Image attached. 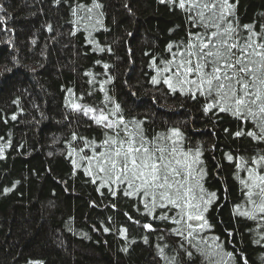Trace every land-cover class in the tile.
<instances>
[{
	"label": "trees",
	"instance_id": "trees-1",
	"mask_svg": "<svg viewBox=\"0 0 264 264\" xmlns=\"http://www.w3.org/2000/svg\"><path fill=\"white\" fill-rule=\"evenodd\" d=\"M99 2L103 16L88 20L73 9L92 0H0V264H169L178 253L181 264H264V214L242 183L264 142L234 135L255 130L254 122L205 113L203 97L151 83L153 58L169 59L167 45L192 30L183 11L160 0ZM231 2L239 25L264 31V0ZM73 103L119 104L153 134L180 128L184 146L201 152L200 183L216 194L204 213L206 239L196 241L214 257L175 235L171 220L156 218L166 210L149 215L140 196L111 186L113 196L103 181L92 182L82 157L93 149L85 143L98 148L104 130Z\"/></svg>",
	"mask_w": 264,
	"mask_h": 264
},
{
	"label": "snow or ice",
	"instance_id": "snow-or-ice-1",
	"mask_svg": "<svg viewBox=\"0 0 264 264\" xmlns=\"http://www.w3.org/2000/svg\"><path fill=\"white\" fill-rule=\"evenodd\" d=\"M59 2L56 0V3ZM160 2L183 11L192 30L187 32L185 40L167 45L169 59L158 65L156 58H153L150 67L155 68L156 75L151 83L158 85L163 82L171 92L179 90L193 100L203 97L206 101L203 108L205 113L217 110L239 121L254 122L255 130L242 129L234 135L264 142V31H255L253 25H239L235 4L231 0ZM102 8L99 0H92L91 6L77 4L73 15L83 11L87 14L86 19L91 20L94 12L103 16V12L99 11ZM97 23L100 21L97 20ZM68 91L71 92V89ZM106 100L111 102V97H106ZM71 107L86 116L92 113V121L104 130V138L98 148L93 142L85 143V147L93 149L92 155L82 157L87 162L85 174L93 178L92 182L103 181L113 196L116 191L111 186H116L125 196H140L149 215L157 209L166 210L156 218L171 220L179 226L171 229L175 235L186 240L191 248L203 252L205 259L214 257L217 253L213 249H202L196 241L206 239L200 233L211 225L204 213L216 194L208 193L200 183L205 174L199 159L201 152L198 148L184 146V135L180 128L149 133L145 120L135 117L127 119L119 104H115L111 110L75 103ZM73 138H76L75 134ZM228 159L232 160L233 157L229 155ZM250 163L258 167H249L248 180L242 183L248 189L246 195L249 203L264 214V154H258ZM73 164L74 167L80 166L76 161ZM241 214L249 215L247 212ZM261 219H264V215ZM143 227L155 230L151 224ZM215 247L219 248L220 245ZM180 249L186 257L193 256V252L183 243ZM226 255L231 258L233 254ZM169 264H181L179 253L170 259ZM209 264L218 262L209 259Z\"/></svg>",
	"mask_w": 264,
	"mask_h": 264
},
{
	"label": "rangeland",
	"instance_id": "rangeland-1",
	"mask_svg": "<svg viewBox=\"0 0 264 264\" xmlns=\"http://www.w3.org/2000/svg\"><path fill=\"white\" fill-rule=\"evenodd\" d=\"M88 116L91 117L92 116V113H90Z\"/></svg>",
	"mask_w": 264,
	"mask_h": 264
}]
</instances>
